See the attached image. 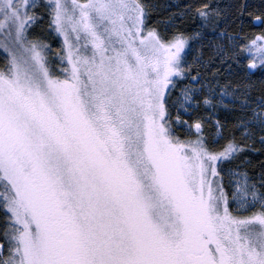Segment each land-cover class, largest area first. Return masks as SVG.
Instances as JSON below:
<instances>
[{"label": "snow or ice", "instance_id": "6c2138e0", "mask_svg": "<svg viewBox=\"0 0 264 264\" xmlns=\"http://www.w3.org/2000/svg\"><path fill=\"white\" fill-rule=\"evenodd\" d=\"M0 264H264V0H0Z\"/></svg>", "mask_w": 264, "mask_h": 264}, {"label": "trees", "instance_id": "16d2710c", "mask_svg": "<svg viewBox=\"0 0 264 264\" xmlns=\"http://www.w3.org/2000/svg\"><path fill=\"white\" fill-rule=\"evenodd\" d=\"M161 2L164 3V2H167V0H161ZM223 2H224V3H229L230 0H223ZM252 2H255V0H252ZM257 31H258V29H257ZM50 42L52 43L53 48H56V47H59V46H60V38H56L55 40H52V41H50ZM260 78H261V77H260V73L257 72L256 77H254V79L257 80V87H259L258 80H259Z\"/></svg>", "mask_w": 264, "mask_h": 264}]
</instances>
